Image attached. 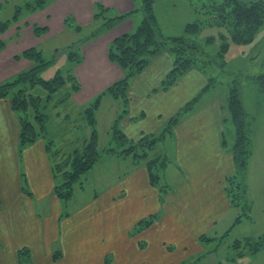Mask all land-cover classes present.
Wrapping results in <instances>:
<instances>
[{"label": "crops", "instance_id": "obj_1", "mask_svg": "<svg viewBox=\"0 0 264 264\" xmlns=\"http://www.w3.org/2000/svg\"><path fill=\"white\" fill-rule=\"evenodd\" d=\"M11 1L13 0H0L2 19L12 18L15 8L20 5L19 0L16 4L15 0ZM96 3L103 4L116 14L129 15V18L98 39L83 44V62L74 68L80 90L72 94L67 105L80 109L121 80L124 72L111 62L109 45L119 36L132 33L141 24L144 19L141 0H52L42 12L22 15L0 37V41L6 42V47L0 51V84L32 67L30 60L17 59L28 49L41 48L65 33L77 36L78 42L80 36L85 34L78 35L67 30L65 20L72 17L76 24L88 28L93 22ZM154 10L156 14L155 6ZM156 17L164 35L157 14ZM36 25L47 28L48 33L38 37L34 32ZM255 39L244 47L245 51L254 47L258 38ZM68 45L69 40L67 47ZM67 47L65 45L60 49L58 57L66 55ZM173 67V55L163 52L132 80L128 93L129 113L120 123L129 140L138 141L146 135L157 134L165 122L168 123L184 108L185 103L187 105L192 102L190 98L198 89L204 88L206 77L193 69L167 89H162ZM240 94L248 115L246 134L250 141L246 181V197L251 204V218L248 221L257 229L260 225L259 216H264V120L259 119L260 110L264 111V108L259 103L255 106L256 100L252 97L250 111L245 106L243 93ZM104 100L116 111L122 110L118 100L110 97H104ZM115 103H119L120 109ZM54 116L51 125L53 128L65 125L68 121V115L60 112H56ZM226 119H230V115ZM98 120L96 116L97 124ZM222 120L224 116L221 102L215 99L197 114L176 125V137L171 146L172 161H176L177 175L172 178L176 192L167 196L164 202L158 191L150 188L146 166L143 163L138 165L132 160L130 163L136 170L126 175L108 195H96L88 207L78 211L73 217L70 214L72 223L67 224L71 217L61 218L63 205L55 193L53 165L45 141L39 140L20 156L19 115L12 109L9 99H0V233L6 247L0 252V264H19L17 252L25 247L31 250L33 263L37 264V258L43 254V250L46 251V246L51 241L50 235L58 234L60 227L64 230V225L67 238L71 240L67 260L59 263L64 259L63 251H59V244L55 256L61 254L62 259L54 261L52 253L49 255V264H82L83 262L77 263V260L79 258L84 261L86 256H90L88 264H102L106 256L108 260L110 253H114V264L201 263L213 253L212 250L204 251L205 245L200 242L201 237L208 235L220 223L231 229L239 215L238 213L229 223L228 215L237 211L227 193L228 176L235 171L232 152L235 129L225 128ZM225 131L230 132L231 137L230 144L227 141L226 145L223 144ZM98 165L99 163L96 164ZM22 175H25L30 194L24 193L22 189ZM126 189L129 193L121 194ZM57 200L62 210L59 216H53L49 208ZM153 215L158 216L157 221L140 235H134L133 228ZM79 217L83 218V225ZM243 223L244 221L239 225ZM98 225L109 227L107 247L110 245L115 252L104 251L105 244L101 242ZM260 232L264 233V229ZM137 236L141 238L139 242L134 240ZM137 249L141 250L140 254Z\"/></svg>", "mask_w": 264, "mask_h": 264}, {"label": "trees", "instance_id": "obj_2", "mask_svg": "<svg viewBox=\"0 0 264 264\" xmlns=\"http://www.w3.org/2000/svg\"><path fill=\"white\" fill-rule=\"evenodd\" d=\"M156 0H141L144 19L141 24L132 32L119 36L109 45V58L111 62L117 64L124 72V76L117 83L108 88L104 93L99 95L94 101L79 109L83 113L87 125L91 128L90 135L85 140L81 150H75L73 153L63 154L56 146L54 139L49 138L48 122L52 121L45 109L50 105L55 108L61 105H66L73 93L80 90V83L74 73V68L83 62L81 48L83 44L90 40L98 39L101 35L114 29L121 22L129 18V15L116 14L112 9L106 8L101 3H96L94 6L93 22L88 28L81 27L76 24L72 17H67L65 25L67 30H70L80 36L78 42L69 46L65 51L70 62V68L66 75L58 72L51 80H44L40 74L50 65L52 61H47L43 56L42 50L32 48L25 51L17 58H26L32 61V67L24 72H21L13 79L0 84V99H9L12 109L18 113L21 124L20 147L25 149L32 146L39 140H44L46 147L53 153L57 159L61 156V160L54 164L53 174L61 177L60 181L55 186V193L58 198L67 204L74 196L77 186L82 189L84 186V177L93 171L96 164L100 161L102 153L99 149V135L97 131L96 113L100 109L104 97H110L118 100L121 103L123 111L118 115L111 128V142L105 149L108 155H113L123 158H131L138 165L144 163L148 170L149 182L152 187L159 191L160 199L169 193L170 185L156 186L160 183V175L158 164L161 171L165 172L170 164V158L167 155L161 154L155 158H149V154L159 145L162 144L168 136L171 138L174 135V128L181 122L182 114L188 110L182 109L175 115L159 135L149 134L138 141L129 140L123 132L120 123L121 120L129 113V89L132 80L141 73L153 59L163 52H169L174 58V67L168 75L162 89H167L173 85L180 77L193 69H199L198 62L201 57H205L206 52L200 49L194 41H187L184 37L167 38L159 27V23L155 14L154 6ZM190 4L196 10L205 9L198 8L197 0H189ZM51 0H24L23 5L15 8L12 18L0 21V34H4L11 23L18 22L24 12L34 13L44 10ZM204 2V1H203ZM210 8V7H209ZM208 10L213 13V17L208 20V23L217 24L220 27L224 26L227 33L220 36L222 44L220 52L216 54L217 58H208L203 60L205 64L218 62L224 68L226 54L231 44L249 45L251 44L260 29L264 26V0L242 1V0H222L220 5H216L212 0V8ZM208 13V11H207ZM198 21L190 23L186 26L185 32L190 35L197 36L202 28ZM34 32L38 37L46 34L45 28L34 26ZM215 41V37L207 38L206 42ZM6 46L4 41H0V51ZM60 52V51H59ZM58 52V53H59ZM259 90L264 95V73L256 77ZM69 84L68 91L63 97L55 100V95ZM230 84V93L228 97V110L230 119L234 124L235 142L233 146V155L235 162V171L228 176L227 193L230 196L232 205L241 210L234 226L241 223L245 217L251 218V204L246 197L247 193V170L249 159V138L246 134L247 112L243 106L241 99V89L237 82ZM40 88L46 91V96L36 95L34 90ZM264 97V96H263ZM200 98H196L194 103L187 104L186 109L193 108L194 104ZM190 111V110H189ZM69 116V115H68ZM56 128H61L57 125ZM225 135V134H224ZM226 135L223 137V144L226 145ZM56 147L55 150H53ZM62 153V155H61ZM172 161V160H171ZM156 170V172H154ZM168 183V182H167ZM24 190H26L24 188ZM27 191V190H26ZM157 215L150 216L137 224L134 228V235L146 230L157 221ZM233 226V227H234ZM228 234V233H227ZM226 234V235H227ZM214 241V238L204 235L200 242L205 246ZM264 243V235L252 241L246 238L244 244L242 241L237 242L236 247H251V251H257L259 243ZM239 248V249H240ZM244 253L240 252L236 259L244 257ZM19 264H32L31 255L28 249L20 250L18 253ZM222 264V263H220Z\"/></svg>", "mask_w": 264, "mask_h": 264}, {"label": "rangeland", "instance_id": "obj_3", "mask_svg": "<svg viewBox=\"0 0 264 264\" xmlns=\"http://www.w3.org/2000/svg\"><path fill=\"white\" fill-rule=\"evenodd\" d=\"M14 1V0H13ZM11 1V2H13ZM14 4L17 3L18 0H15ZM199 2L198 8L203 7V3H205V9L196 10L194 6L190 4L189 0H156L155 1V9L156 14L159 17L160 23L162 24V28L164 31L165 37H184L187 41H194L197 46L202 50L206 52L205 57H201V61L198 62V67L202 74L206 77V83L203 86L204 88L198 89L190 98V101L194 102L195 98H200L191 109H186V103L183 106L185 110H188L186 113L182 114L181 120L184 121L190 116L197 114L203 107L206 105H209L213 100L217 99L221 102V109L224 116V120H222L224 127L227 129L234 128V124L231 121V119H226L227 116L230 114L228 110V97L230 93V84L236 81L238 86L241 89V92L244 96V103L245 106L252 111V97L256 101L254 102V105L256 106L258 103L261 106V108H264V95L259 90L258 81L256 80V77L262 75L264 73V26L260 29L258 34L256 35L257 41L254 45V47L250 49L244 50V47L246 45H238V44H231L230 48L228 50V53L226 54V64L223 67H221L218 62H213L210 64H205L203 60H208V58H217L215 56L220 52L221 48V38L222 34H229L227 33L224 26L220 27L217 24H209L208 20L212 18L213 13L208 10V8H212V0H197ZM204 1V2H203ZM222 0H214L215 4L218 6L220 5ZM24 2V0H23ZM52 2V0H51ZM20 5H23L22 0H19ZM48 7V6H47ZM46 7V8H47ZM45 8V9H46ZM209 8V9H210ZM15 11V10H14ZM43 10L36 11L42 12ZM208 11V13H207ZM29 12H24V14H34ZM13 16V15H12ZM5 17V16H4ZM144 18V17H143ZM0 17V21H1ZM2 20H8L3 18ZM195 21H198L200 23L202 30L199 35L194 36L187 34L185 32L186 25L188 23H194ZM11 23L10 27L15 24ZM37 26V25H36ZM39 26V25H38ZM8 28V30L10 29ZM41 27V26H39ZM66 27V25H65ZM44 28V27H42ZM46 34L48 33V29ZM7 30V31H8ZM7 31L4 33L6 34ZM70 31V30H69ZM72 32V31H70ZM109 32V31H107ZM106 32V33H107ZM105 34V33H104ZM103 34V35H104ZM3 34H0V37ZM60 38H56L52 41L47 42L44 44L41 48H38L42 50L43 56L46 58L47 61H52L50 65L40 74V77L44 80H51L53 79L58 72H61L63 75H66L68 72V69L70 68V62L68 60L67 54L59 56V51L61 48H64L65 45L67 47V43L69 40L68 46H73L76 41L77 36H70L69 33L61 34ZM65 36V37H63ZM102 36V35H101ZM100 36V37H101ZM215 37V41L211 43H207L206 40L209 37ZM1 40V39H0ZM256 40V39H255ZM6 43V42H5ZM63 45V46H62ZM6 47V46H5ZM68 48V47H67ZM30 50V49H28ZM59 52V53H58ZM23 54V53H22ZM21 54V55H22ZM20 55V56H21ZM255 57V59H253ZM21 59V58H17ZM26 59V58H25ZM174 59V58H173ZM32 62V61H31ZM33 65V63H32ZM231 85V86H232ZM68 87L70 88V85L67 84L65 88L61 89L60 92H58L55 95V100L63 97L67 91ZM34 93L36 95L40 96H46V91L40 88H36L34 90ZM106 100L103 101V107L100 109V111L96 114L98 116V124L96 126L99 134V149L102 153L101 159L98 162L99 165L95 166L93 171H91L86 177H84V186L82 189H80L78 186L75 191V195L73 196V199L70 200L67 204L63 205V213L61 218L67 219L70 214L75 215L78 211H81L82 209L88 207L90 203L94 200V197L96 195L100 196H106L110 192H112L120 182L124 180L126 175H129L132 171L136 170L135 166H133L130 162L132 161L131 158H123V157H116V156H109L108 153L105 152V149L111 142V128L115 121V119L118 117V115L123 111L122 110H115L112 108L110 103H105ZM113 102V101H112ZM188 103V102H187ZM102 104V103H101ZM114 104V103H113ZM118 104L119 103H115ZM117 105V106H118ZM56 109L53 105H50L47 109L44 110L46 114L52 118V121L48 122V128H49V138L54 139L57 148L63 153H73L75 150H81L83 148V144L85 140L89 137L90 127L87 125L83 113H80L79 109L74 108L71 104L70 105H61L57 107ZM120 109V105H119ZM190 110V111H189ZM182 108L179 112H182ZM56 112H60L64 115H69L67 117V122L65 125H62L61 128L54 129L51 125L54 122V114ZM177 115V114H176ZM264 111L260 110V118L263 119ZM168 125L167 122L164 123V126L158 130L157 135H159L161 132H163L164 128ZM174 137L171 138L170 136L167 137V139L162 143L159 144L150 154L149 158H155L161 154L167 155L168 158L172 160V149L171 146L174 144L175 140V128L173 130ZM226 132V138L225 140L228 141L230 144V132ZM235 134V133H234ZM232 136V135H231ZM234 137V136H233ZM233 143V140H231ZM46 145V143H45ZM30 147V146H29ZM28 148V147H27ZM25 148V149H27ZM25 149H21L19 151V155L23 156V153ZM56 147L53 149L55 150ZM61 153V155H62ZM49 158L51 161V165L54 166L55 163L59 162L61 159V156L59 159L56 160V158L53 156V153L48 150ZM127 161H124V160ZM166 169L165 172L161 171L160 164H158V171L154 170L158 175H160V183L156 186H165L167 184L170 185L169 193L167 196L174 194L176 192V185L174 184V180L172 178H176L177 171H176V161H171ZM144 164V163H143ZM145 165V164H144ZM57 175V174H56ZM55 174H53V167H52V176L55 181V186L60 181L61 177H57ZM62 180V179H61ZM168 182V183H167ZM140 186V185H139ZM152 186L150 185V188ZM158 187V188H159ZM24 188L27 190H24ZM22 189L24 190V193L30 194V191L28 190L27 182L25 175H22ZM154 190L159 191L157 188L153 187ZM123 193H129L128 189L124 190ZM0 195H1V189H0ZM129 195V194H128ZM54 196V195H53ZM167 196L163 198L166 199ZM133 199V197H132ZM1 205H0V211H1ZM49 210H51V215H60V212L62 210L61 204L57 200V203L52 205ZM241 210L237 209V211H233L230 215H228L227 219H229V223L232 221L234 217L238 213H240ZM70 216V217H71ZM69 217V218H70ZM73 217V216H72ZM72 217L68 220V223L70 222ZM259 227L256 229L253 225V223L249 222L250 220L245 217L243 220L244 223L242 225H237L230 228H226L222 223H220L213 231L208 233V236L211 238H214V241L208 243L206 246H204L206 252H210L212 250V255L208 256L205 260H202L199 264H264V243L260 242L259 247L257 251H251L252 248L247 246L242 247H236L238 244L237 242L242 241L244 244L246 238H250L252 241H255L260 236H263L264 233L260 232L264 229V216L261 214L259 216ZM79 220L81 224H84L83 218L79 217ZM249 220V221H248ZM99 231L101 234V242L102 244H105V252L108 250L114 251L113 248L107 247V239L108 234L110 233L109 227L104 228V226H100ZM75 230V229H74ZM136 231L133 228V234ZM228 233V234H227ZM227 234V235H226ZM138 235H140L138 233ZM51 241L46 246V251L41 256L37 258V264H49L51 263V258L49 255L53 253V259L56 262L61 261L62 255L55 256L57 251V245H61V249L59 251H63L64 259L59 262L63 263L67 260V253L71 244V240H68L67 235L65 233V225L64 230L63 227L58 228V234L50 235ZM138 238L134 239L136 242L138 240H141L140 236H137ZM52 238H56L53 239ZM139 242V241H138ZM5 244L2 242V236L0 233V252L5 249ZM240 248V249H239ZM28 249L30 251L31 255V262L33 263L32 259V253L31 250L27 247L22 248ZM19 250V251H20ZM17 252V255L19 253ZM88 251V250H86ZM115 252V251H114ZM138 254L141 253V250L137 249ZM244 253V257L236 259V261H233V258H236V256L240 253ZM114 253H110V256L108 260H103L102 264H114L113 259ZM90 256H86L84 261L77 260V263L83 262L82 264H88V258ZM68 262H71L68 260ZM57 263V264H59Z\"/></svg>", "mask_w": 264, "mask_h": 264}, {"label": "bare ground", "instance_id": "obj_4", "mask_svg": "<svg viewBox=\"0 0 264 264\" xmlns=\"http://www.w3.org/2000/svg\"><path fill=\"white\" fill-rule=\"evenodd\" d=\"M194 103V102H193Z\"/></svg>", "mask_w": 264, "mask_h": 264}]
</instances>
